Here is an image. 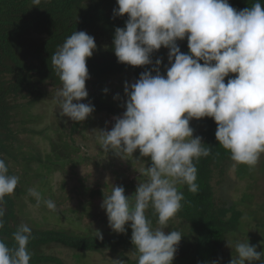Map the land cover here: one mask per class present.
Returning a JSON list of instances; mask_svg holds the SVG:
<instances>
[{"label": "clouds", "instance_id": "9594fccd", "mask_svg": "<svg viewBox=\"0 0 264 264\" xmlns=\"http://www.w3.org/2000/svg\"><path fill=\"white\" fill-rule=\"evenodd\" d=\"M32 3L39 5L41 0ZM116 3L114 17H128L124 28L115 29L113 50L118 62L132 67L152 65V54L163 47L169 50L170 66L162 75V61L157 59L151 71L142 72L134 83L126 82L123 115L115 118L111 130L92 131L102 150L121 158L139 150L141 157H150L152 162L142 170L148 179L139 182L133 196L127 197L122 186L111 185L101 207L114 232L124 233L130 224L138 264H172L183 235L154 230L145 212L151 206L159 224L166 225L184 200L176 185L187 184L190 192L198 191L193 161L209 156L211 148L201 137L194 138L190 120L212 118L219 146L239 164L255 166L264 153V6L259 0L243 10L233 8L229 0ZM185 37L188 53L177 44ZM96 49L94 37L75 31L51 56L62 84L55 96L59 115L73 122H84L95 111L92 104L80 101L88 97L86 61ZM230 74L234 78L225 83ZM114 99H120L119 94ZM18 183L19 177L9 174L0 159V229L4 227V198L14 193ZM29 195L38 202L41 198L35 188L29 189ZM44 203L56 209L53 200ZM31 237L32 229L21 223L13 234L14 247L0 240V264H30ZM227 246L235 253L230 264H264V252L248 240L229 241ZM113 264L127 261L117 259Z\"/></svg>", "mask_w": 264, "mask_h": 264}, {"label": "trees", "instance_id": "16d2710c", "mask_svg": "<svg viewBox=\"0 0 264 264\" xmlns=\"http://www.w3.org/2000/svg\"><path fill=\"white\" fill-rule=\"evenodd\" d=\"M255 2L229 0L237 10L250 7ZM259 2L264 6V0ZM114 8H118L116 0H41L35 6L32 0H0V159L5 161L9 174L19 177L14 193L4 198V227L0 229V240L14 247L13 234L25 221L32 229L28 244L30 264H64L52 254L55 249L74 252L76 260L82 253L112 251L122 245L131 247L139 255L131 241L130 224L125 225L124 233H116L112 239H101L86 232L73 233L60 225L45 222L54 215L33 220L29 211L31 206H36L41 214L46 213L45 200H52L58 192L67 190L70 193L69 183L64 179L59 184L57 175H67L69 180L77 179L76 166H79L82 158L86 160L80 154L83 145L75 141L81 124L83 128L86 122L102 113L118 116L126 108V98L124 93L119 94L118 100L114 97L118 90L124 91L126 82H135L142 72L151 71L157 59L162 61V75H166V68L170 66L169 50L163 47L152 54V65L132 67L118 62L113 50L115 29L124 28L128 17H114ZM75 31H84L94 37L97 45L92 57L86 61L90 79L86 81L88 97L82 101L92 104L95 111L80 123L66 117L65 120L69 121L67 126L62 119L49 121L50 114L41 109L47 103L56 104V92L62 87L52 66L51 56ZM177 44L183 53H188L187 37L177 41ZM234 75L226 77L225 83ZM114 78H118L114 80L117 86L115 91L108 84ZM216 129L212 118H202L199 137L211 148V154L193 161L197 168L195 183L198 191L190 192L187 184L176 185L178 191L183 193L184 200L180 211L166 225L159 224L158 215L151 206L145 212L154 230H175L183 235L172 264H220L229 234L242 231V218L253 219L252 214L251 218L247 217L248 211H240L234 204L227 207L214 194L212 181L215 177L220 180L223 176L226 178L230 165L235 166L240 180L252 177L255 169V166L239 164L231 159L230 152L219 146ZM139 154L137 157L131 156L126 163H123V157L119 165L126 166V171L135 169V164L145 165L137 161L139 158L141 160ZM117 157L115 154L112 156ZM260 170L264 173V165ZM81 180L78 178L75 181L76 189L82 188ZM119 186L124 188L127 197L133 196L137 188L128 180ZM30 188L40 193L39 202L29 195ZM104 196L97 189L89 194L91 199L97 197L103 200ZM252 199V195L244 194L242 200L251 204ZM255 223L260 229L261 222ZM110 231L113 230L110 228ZM248 241L254 245L252 238ZM128 264H138V259L129 260Z\"/></svg>", "mask_w": 264, "mask_h": 264}, {"label": "rangeland", "instance_id": "374dc122", "mask_svg": "<svg viewBox=\"0 0 264 264\" xmlns=\"http://www.w3.org/2000/svg\"><path fill=\"white\" fill-rule=\"evenodd\" d=\"M116 79L118 78L111 79L108 82L109 86L114 91L117 87L114 85V80ZM127 83L131 84L134 82ZM117 93L121 94L124 93V91L118 90ZM80 102L82 103V101ZM125 110H123L118 116H122ZM41 111L44 113L46 112L48 115L50 114L48 117L49 121L52 119H62L68 126L69 121L65 120L66 116L61 117L59 115L60 109L57 104L47 103ZM50 111L54 112L50 113ZM118 116H107L102 113L86 122L87 125L83 126V128V124H81V127L77 132L79 134L76 135L75 141L83 145V152L80 154L81 157H85L86 160L83 161L82 158V161L79 162V166H76L75 172L77 179H82L80 182L82 188L76 189L77 185L75 181L77 179L75 178L69 180L67 175H65V177L62 174L57 175L58 177L54 175L58 178L59 184L60 180L64 179L69 183L70 193H67L66 190V192H58L52 197V200L56 204L55 212L51 213L48 211L49 209H45L44 211L46 213L41 214L36 206H31L32 208L30 207L29 211L32 213L33 220H39L43 217H52L54 215L52 218H48L45 222L51 223L52 225H60V227H64L73 233L86 232L97 237V231H99L102 237H107L109 239L115 237L114 234H116V232L110 231L111 227L109 226L106 211L101 207L103 200L97 197L91 199L89 194L93 189H97L107 196L111 193V185L119 186L124 184L127 180L129 182L132 181L134 186L138 187L139 182H144L148 179L147 176L143 175L142 170L152 163L150 157H141L139 150H137L133 155H136L137 157L139 154L141 160L139 158L138 162L145 165L142 166L135 164V169H129L126 171V166L119 165L121 163V157L118 156L117 158H112L114 155L112 151L107 152L102 150L97 139V134L92 133V131L97 129L111 130L115 123V118ZM201 120L202 119L190 120V127L193 129L194 138L200 136ZM124 157L123 163H126L131 155H126ZM108 165L111 166L108 167ZM263 165L264 153H261L260 158L255 165V169L253 170L252 177L241 180L238 179L235 166L230 165L226 172V178L223 176L220 180L218 177H215L212 181L215 188L214 194L217 198H220L227 207L234 204L238 210L250 212H247V217L251 218L252 216L253 218L251 220H245L242 218V231L237 234H229L226 246L223 249L222 262L220 264H230L233 255H235L233 249L227 246V242L229 241L234 242L239 240L244 242L252 238L257 251L264 252V173L260 170ZM123 175L125 176V179H123ZM244 194L252 195L253 199L251 204L243 202L242 199ZM258 221L261 222V230L256 227L255 222ZM22 222L26 223L25 221ZM52 254L62 260L64 264H113V260L117 259L125 260L128 264L129 260L135 261L138 259L137 253H135L131 247L123 245L116 247L112 251L107 250L97 253H82L79 254L78 260H76L74 252L65 249H55L52 251ZM253 263L260 264V262Z\"/></svg>", "mask_w": 264, "mask_h": 264}]
</instances>
